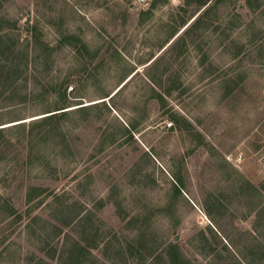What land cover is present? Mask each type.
Listing matches in <instances>:
<instances>
[{
	"label": "rangeland",
	"instance_id": "rangeland-1",
	"mask_svg": "<svg viewBox=\"0 0 264 264\" xmlns=\"http://www.w3.org/2000/svg\"><path fill=\"white\" fill-rule=\"evenodd\" d=\"M152 2L0 0V264H264V0Z\"/></svg>",
	"mask_w": 264,
	"mask_h": 264
},
{
	"label": "trees",
	"instance_id": "trees-1",
	"mask_svg": "<svg viewBox=\"0 0 264 264\" xmlns=\"http://www.w3.org/2000/svg\"><path fill=\"white\" fill-rule=\"evenodd\" d=\"M200 4H206V3H203V0H198ZM217 2H220L221 0H216ZM162 2V0H153V2L151 3V7L149 9L148 12H151L153 9H155L160 3ZM176 34L174 33L172 35L175 36ZM154 92V95L153 97L156 98L161 104L162 106L164 107L165 104H166V100L164 98V96L159 93L158 91L156 90H153ZM65 108V107H64ZM64 108H59V109H56V111H59V110H62ZM61 113H66V112H61ZM60 113H54V114H51L50 116H47L45 118H43V122H47V121H50L52 120L53 118H55L56 115H58ZM173 119L176 120V116L173 115ZM5 128H0V135L2 134V132L4 131ZM169 260L165 263V264H191L188 260H186L179 252V249L177 246H174V245H171L170 246V249H169Z\"/></svg>",
	"mask_w": 264,
	"mask_h": 264
},
{
	"label": "built area",
	"instance_id": "built-area-1",
	"mask_svg": "<svg viewBox=\"0 0 264 264\" xmlns=\"http://www.w3.org/2000/svg\"><path fill=\"white\" fill-rule=\"evenodd\" d=\"M167 126L170 128V127L173 126V123H172V122L167 123ZM241 157H242V154H239L238 157H237V159H239V158H241Z\"/></svg>",
	"mask_w": 264,
	"mask_h": 264
}]
</instances>
